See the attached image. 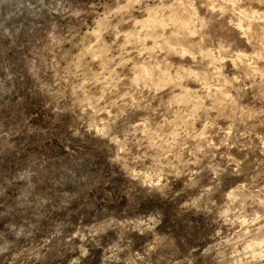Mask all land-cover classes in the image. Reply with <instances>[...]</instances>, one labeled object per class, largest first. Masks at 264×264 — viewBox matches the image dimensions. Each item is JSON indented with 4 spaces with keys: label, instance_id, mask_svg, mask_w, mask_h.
<instances>
[{
    "label": "clouds",
    "instance_id": "obj_1",
    "mask_svg": "<svg viewBox=\"0 0 264 264\" xmlns=\"http://www.w3.org/2000/svg\"><path fill=\"white\" fill-rule=\"evenodd\" d=\"M0 264H264V0H0Z\"/></svg>",
    "mask_w": 264,
    "mask_h": 264
}]
</instances>
